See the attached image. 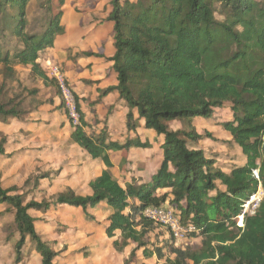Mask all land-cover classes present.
<instances>
[{"label": "trees", "instance_id": "trees-1", "mask_svg": "<svg viewBox=\"0 0 264 264\" xmlns=\"http://www.w3.org/2000/svg\"><path fill=\"white\" fill-rule=\"evenodd\" d=\"M30 1L0 0V13L11 26L10 34L23 45L12 55L0 48V64L30 65L34 77L45 85L52 83L60 102L57 108L65 113L72 128L71 141L90 158H101L107 168L89 182L91 194L79 195L67 188L55 194L51 202L26 201L24 193H17L20 188L5 189L0 180V204L10 207L18 234L13 244L17 261L27 239L40 264H53L58 253L37 232L29 210L67 204L81 208L92 221L88 210L102 202L112 209L106 235L120 232V240L113 243L115 250L121 252L134 245L124 264L134 263L139 250L144 258L163 257L162 249L150 248L147 241L148 233L162 225L144 211L164 203L179 208L177 216L182 225L196 228L188 238H201L197 248L182 247L175 241L166 243L171 244L173 257L166 258L165 264H264V0H109L105 20L112 23L113 53L108 59L117 84L99 89L92 103L116 91L127 109V131L135 130L143 121L145 128L164 137L162 162L151 180L125 186L109 170L112 163L108 151L148 148L149 141H112L106 125L97 132L86 131L91 125L84 118L78 96L64 79L73 97L75 123L60 83L38 62L40 52L52 47L56 36L64 31L62 10L50 17L42 33H28ZM45 1L44 15L49 14L52 0ZM9 8L16 12L9 13ZM215 13L222 20L216 19ZM226 103L232 118L220 125L246 159L227 172L215 167V160L198 146L204 136L211 139L212 134L201 135L193 124L194 118H211L215 109ZM23 114L16 105L0 103L1 122L21 120ZM173 120L188 123L174 130L168 124ZM4 143L2 137L0 156L5 155ZM35 174L33 187L40 179L49 178L48 172ZM259 187L262 197L252 213H244L243 225L238 226L236 219L245 201ZM165 188L168 191L157 193Z\"/></svg>", "mask_w": 264, "mask_h": 264}, {"label": "rangeland", "instance_id": "rangeland-1", "mask_svg": "<svg viewBox=\"0 0 264 264\" xmlns=\"http://www.w3.org/2000/svg\"><path fill=\"white\" fill-rule=\"evenodd\" d=\"M108 1L109 0H62L61 2V0H52L49 14L44 15L45 9L48 6L46 1L31 0L27 5L26 17L28 23L26 31L33 34L42 33L47 26V21L50 17L62 10V13L64 11L66 14L68 13V15L77 13L83 21L87 19L88 23L92 24L91 26L88 25L87 29L83 30L86 33L84 35H87L88 37L93 35L92 38L96 39L100 37V35H103L102 37H104L105 33L103 30H101L103 34L100 32L101 28H97L94 31H91L90 29L94 25H99L104 20L107 11L110 9ZM8 11L13 14L16 12V9L9 8ZM215 16L218 20H222L223 18L218 13H215ZM76 19L77 17H75V20ZM7 22L5 16L0 13V48L4 52L8 51L12 55L18 49L20 50L23 45L20 39L10 34L11 26H9ZM69 23L71 25L74 24V22ZM64 34L65 30L59 35L63 38V36H65ZM56 53V51L51 50L44 51L39 54L38 57V62L42 69L50 77L54 78L55 71H59L60 73L65 72L64 63L68 62V60L65 62L58 61ZM67 55L72 59L76 57L72 54V49H68ZM8 71H11L9 73L10 76L7 75ZM62 79L64 78L62 77ZM64 89L67 108L71 115L76 119L77 114L74 112L73 97L68 93L70 90L67 87H64ZM56 100L59 101L55 93L54 85L52 83L45 85L38 77H34L31 73L30 65L15 63L5 67L0 64V103H5L7 107L16 105L17 108L21 109L22 113H24L21 120L32 118V121L40 126H43L50 121H55L57 126L62 129L58 131L57 134H63V126L69 120L64 116V121L62 123L60 122V117L64 114L61 113L59 109H57L59 112H54L53 102ZM104 112L103 109L101 113L102 117L104 116ZM226 114L229 115V118L231 117L228 103L220 109H216L211 120L198 119L194 121L198 133L204 135L206 132H210L212 134L211 139L204 136L199 141L198 146L205 150L208 158L215 160L214 166L221 168L222 170L239 165L243 157L241 149L234 143L229 142V138H227L228 134L223 131L224 129L220 125L222 120L227 118L225 117ZM121 115L119 117H111L109 121L113 127H117V131H115L116 133L119 131L120 127H122V123L124 122V118ZM187 123L188 121L183 124ZM14 124L16 123H12L10 120L5 123L0 121V139L4 137L6 141L7 136H9V147L11 149H15L17 147V142L21 139L15 136L16 132H18V125ZM172 125L180 127L182 124L180 122H175ZM148 129L156 133L153 129ZM5 134H7V136H5ZM155 146H157L156 139L154 140V143H150V147L153 148ZM126 151L127 150H123V152ZM20 158L21 157L17 159L19 161L11 163L1 161L0 175L2 174V176L8 177V183L15 179L23 181L22 185L18 187L20 188V191L17 193L23 192L26 201L33 199L34 196L38 197L39 200L46 199L50 202L53 201L55 194H33L34 189H31L30 187L33 184V178L36 174L33 172L28 173L26 165L24 164V157ZM229 163H231L230 167ZM53 176L55 175L53 174ZM26 177L28 179L30 178L29 182H27ZM56 185L59 186L56 190L62 191L63 189H67L63 188L62 184ZM262 195L263 190L259 187L257 193L245 201L243 209L248 205L247 212H251L255 208L256 199L259 198L260 200ZM5 206L6 205H0V264H40V257L34 250L33 244L29 239L26 240L21 251L22 256L20 257V260L17 261L13 244L18 238V234L15 225L12 222L13 214L10 207L7 206L5 208ZM164 206L168 207L173 212L179 213V208H174L168 203H164ZM53 209L50 208L48 211L45 210L44 212L42 210L43 213L32 211L33 215L39 219L38 223L45 229L48 238L51 239L49 241L51 242L52 247L58 252L53 259V264H124L122 262V256L126 257L124 259L125 261L134 245L128 246L123 252L119 253L115 250L113 243L116 240H120V237L117 235L108 237L106 234L98 233L97 231H93L92 233L83 231L82 224L84 219L80 220V218H78L79 215L73 207H54ZM236 220L238 225V222L240 221L239 217H237ZM161 225L162 227L158 225L148 233L147 241L150 248L157 247L162 249L163 257L158 259L154 255L150 258H144L142 256V250H139L134 263L129 262L128 264H165L166 258L173 257V254L170 253L171 244H166L168 242L175 241V243L182 247H200V237H186L185 239L176 241L172 239L173 235L171 236V231H169L168 227L163 224ZM57 232H60L61 234H58ZM10 233L13 234V237L9 236ZM53 237L59 238L54 241ZM89 249H91V253L89 252Z\"/></svg>", "mask_w": 264, "mask_h": 264}, {"label": "crops", "instance_id": "crops-1", "mask_svg": "<svg viewBox=\"0 0 264 264\" xmlns=\"http://www.w3.org/2000/svg\"><path fill=\"white\" fill-rule=\"evenodd\" d=\"M74 14L72 13L71 15H68V13L66 14V12L63 11L61 24L64 27L65 36L61 38V35H57L53 46L46 48L42 52L49 50L56 51L58 61L65 62L68 60V62L64 63L65 72H62V76L66 80L70 89L78 96L81 109L84 113V118L91 125V128H86V131L97 132L106 125L110 139L112 141H118L119 143H124L128 139H139L141 142L149 141L150 143H154V140L156 139L157 146L153 148L133 146L128 149L108 151V156L112 163L109 170L122 186H125L127 183H134L136 185L148 183L162 162L163 154L161 145L164 141V137L161 134L154 133L150 129L145 128L143 121H140L139 126L135 130L127 131L125 125V113L127 109L124 102L118 99L116 91L108 93L106 96L102 97L98 103H92L97 98L99 89H104L108 86H114L117 84L116 73L112 68V62L108 59L113 53L111 38L112 23L104 18L99 25L91 27V31L101 28L100 32L103 30L105 33L104 37H102L103 35H100V37L96 39L92 38L93 35L90 37L84 35L86 33L83 30L87 29L88 25L91 26L92 24H89L87 19L83 21L77 13ZM75 17H77L76 20ZM69 22H74V24L71 25ZM68 49H72V54L76 56L74 59L68 57ZM83 52H89L91 54H81ZM58 102L59 101L57 100L53 102L54 112H59L57 106L60 102ZM103 109L105 112L102 117L101 113ZM109 109H111L110 112H108ZM60 111L64 114L60 117V122L62 123L64 121V116L66 117V115L62 110ZM120 115L123 116L124 122L122 123V127H120L119 131L116 133L115 131H117V127H113L109 121L111 117H119ZM225 117L227 118L222 120V122L231 120L232 113L230 118L227 114ZM211 118L204 119L197 117L194 118L193 124L195 120H211ZM10 122H15L18 125V132H16L15 136L21 139L17 142V147L11 149L9 147V136L5 134V136H7L4 143L5 155L0 156V162H16L19 161L17 160L19 157H24V164L26 165L28 173H50L49 178L40 179L36 187L31 185L30 188L34 189V195L36 193H46L49 195L61 192L56 190L57 187H59L56 184H62L63 188H71L79 195L91 194L89 182L99 176L107 167L101 158H90L87 152L71 141L70 134L72 128L69 121L63 126L62 132L64 133L61 135L57 134V132L62 129L57 126L55 121L45 123L43 126L34 123L32 118L22 120L13 118L10 119ZM175 122L179 121L173 120L168 123L170 128L176 130L181 128L182 125L184 126L182 122H180L182 124L180 127L173 126L172 124ZM223 131L228 134L227 138H229V142L233 143L229 132L225 130ZM123 150L127 151L123 152ZM245 160L246 159L243 156L239 165H243ZM230 164L231 163H229V167ZM229 170L230 168L224 169L226 172ZM53 174L55 176H53ZM8 179V177L2 176V174L0 175L2 187L5 189L20 187L23 183V181L18 179L9 181L10 183H8ZM166 191H168V188L158 189L157 193H163ZM33 199L39 200L36 196H34ZM66 206L69 208L70 205H51L46 211L50 208H65ZM70 207H73L78 213V218H80V220L84 219L82 224L83 231L87 233L97 231L98 233L106 234V227L109 224L108 216L112 212V209L105 203L100 202L94 209L88 210L89 214L94 217V220L92 221L86 219V215L81 208L74 206ZM32 211L43 213L45 210H43V212L42 210H29V213L35 218L34 225L37 232L41 234L43 238L51 240L48 238L42 225L38 223L39 219L33 215ZM57 233L61 234L60 232ZM114 235L120 237V232L115 230ZM53 238L55 241L58 240L59 237ZM130 245L133 246V244H129L128 246ZM91 249H89L90 253ZM125 258L126 257L122 256V262H124Z\"/></svg>", "mask_w": 264, "mask_h": 264}, {"label": "built area", "instance_id": "built-area-1", "mask_svg": "<svg viewBox=\"0 0 264 264\" xmlns=\"http://www.w3.org/2000/svg\"><path fill=\"white\" fill-rule=\"evenodd\" d=\"M54 76H55L56 80L60 83L61 89L63 92V96L66 99L65 89H64V87H66V86L64 85V83L62 81V80H64V79H62V77H63L62 73H60L59 71H55ZM68 93H70V91ZM66 103H67V101H66ZM76 122H77V117L75 119V123ZM258 202H259V198L256 199L255 206L258 204ZM247 208H248V205L245 207V209H243L241 214L238 216L239 220H240L238 222V226L243 225V215L245 212H247ZM252 212H253V210L251 212H247V213H252ZM144 214L148 218L155 220V221L159 222L160 224H163L164 226L168 227L169 231H171L170 234L173 235V237L176 241H179L180 239H185L187 237L188 233L196 231V228L192 224L182 225L180 223L179 217L177 216V213L173 212L171 209L164 206V204L160 205L158 207H148L145 209Z\"/></svg>", "mask_w": 264, "mask_h": 264}]
</instances>
